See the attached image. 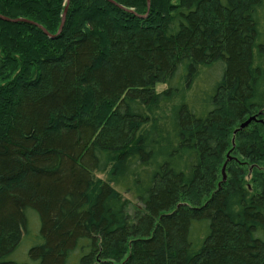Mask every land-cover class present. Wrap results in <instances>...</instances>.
Returning <instances> with one entry per match:
<instances>
[{"label": "trees", "instance_id": "obj_1", "mask_svg": "<svg viewBox=\"0 0 264 264\" xmlns=\"http://www.w3.org/2000/svg\"><path fill=\"white\" fill-rule=\"evenodd\" d=\"M62 3L0 0V264H264V0Z\"/></svg>", "mask_w": 264, "mask_h": 264}, {"label": "rangeland", "instance_id": "obj_2", "mask_svg": "<svg viewBox=\"0 0 264 264\" xmlns=\"http://www.w3.org/2000/svg\"><path fill=\"white\" fill-rule=\"evenodd\" d=\"M109 1H111V0H109ZM68 4H69V0H63V3H62V7L64 8L63 9V11H62V13H61V22H60V24H59V27H58V31H57V33H59V32H61V30H62V28H63V26H64V23H65V18H66V12H67V7H68ZM146 4H147V7L149 8L150 6H151V0H146ZM93 18H95V17H97V16H92ZM64 18V19H63ZM62 19H63V24H62ZM36 24V23H35ZM62 24V27H61V30L59 31V29H60V25ZM37 26H39V27H41L40 25H38V24H36ZM42 28V27H41ZM2 30V32H8V28L7 27H2V29H0V31ZM46 31V30H45ZM47 32V31H46ZM9 33V32H8ZM46 35L47 36H49V37H52V36H54V35H50L48 32L46 33ZM57 35V34H56ZM52 38H54V37H52ZM22 48H23V50L26 52V49L27 50H29L28 49V43L26 44V43H22V46H21ZM28 70V69H27ZM6 78H8V76H6ZM6 78H5V80H6ZM0 84H2V81H0ZM13 86H11V84L10 85H8V89H11ZM164 86L163 85H157L156 86V90H161L162 88H163ZM0 95H2L3 97H5V98H8V96L10 95V92L9 93H0ZM3 104V106L1 105V107H4L5 106V100H4V103H2ZM1 121V120H0ZM238 128V127H237ZM227 156H229V154H227ZM250 170H251V168H250ZM124 196L129 200V210H130V212H132V210H133V206H135V205H137L138 204V202L136 201V199L134 198V196L131 194V193H129V192H125L124 193ZM31 240L33 241L34 240V238L33 237H31ZM31 246L33 245L32 243L30 244Z\"/></svg>", "mask_w": 264, "mask_h": 264}, {"label": "water", "instance_id": "obj_3", "mask_svg": "<svg viewBox=\"0 0 264 264\" xmlns=\"http://www.w3.org/2000/svg\"><path fill=\"white\" fill-rule=\"evenodd\" d=\"M63 19H64V18H63ZM63 19H62V24H63ZM5 20H7V21H12V22L20 21V19H5ZM62 24L60 25V29H59V31L61 30ZM43 30H44V29H43ZM44 32L47 33L45 30H44ZM52 37H55V35L52 36ZM252 120H257V119H256L255 116H250V117L247 118L243 123L240 124V126H239L238 129H241V128H243V127H246V126H247ZM258 121L261 122L262 120H258ZM235 132H236V130H235Z\"/></svg>", "mask_w": 264, "mask_h": 264}]
</instances>
